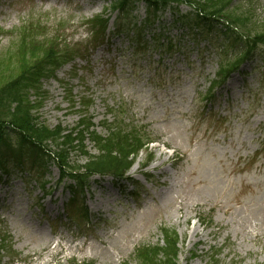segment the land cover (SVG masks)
Instances as JSON below:
<instances>
[{
    "label": "rangeland",
    "instance_id": "rangeland-1",
    "mask_svg": "<svg viewBox=\"0 0 264 264\" xmlns=\"http://www.w3.org/2000/svg\"><path fill=\"white\" fill-rule=\"evenodd\" d=\"M111 2L0 0V58L14 62L32 41L26 37L38 33L39 47L54 41L86 50L39 81L46 97L34 113L42 123L73 128L87 115L105 135V121L117 117L155 141L128 172L130 182L94 176L68 204L72 182H60L58 166L32 146L22 149L18 167L13 137L17 151L0 164V237L8 240L0 264H137L139 248L162 243V227L179 235L177 264H264V45L211 90L219 65L243 45L219 26L195 33L184 24L194 21L193 9L180 4L164 8L149 42L133 48L130 27L145 19V2L127 0L125 16ZM233 7L260 29L264 0H234ZM98 16L110 18L109 39L91 36ZM171 38L182 48L160 47ZM37 95L31 91V100ZM71 159L86 162L78 151Z\"/></svg>",
    "mask_w": 264,
    "mask_h": 264
},
{
    "label": "trees",
    "instance_id": "trees-1",
    "mask_svg": "<svg viewBox=\"0 0 264 264\" xmlns=\"http://www.w3.org/2000/svg\"><path fill=\"white\" fill-rule=\"evenodd\" d=\"M142 1L146 5L145 19L140 24L134 22L130 27L133 35L129 40L133 48L149 42V39L146 38L147 31L151 30L156 22L159 23L160 12L164 8L180 4H186L193 9L194 21L188 19L184 24L189 27V23H192L191 25L198 29L194 30L195 33L201 32L198 28L201 25L208 28L219 26L223 34L230 40L243 45V50L238 57L233 61L219 65L217 77L211 81V90L221 87L245 62L253 58L254 52L260 45H264V21L259 30L251 29L256 26L254 23L249 28L247 14H242L233 7L234 0ZM127 4V0H112V11H117L119 16H125L128 14L125 11ZM109 20V17L98 16L90 21L93 39L99 35H103L104 40L109 39ZM242 28L245 32L240 30ZM33 29L36 30V27ZM39 35L40 33L26 37L31 38L32 41L25 42L28 47L24 46L21 49L20 46L17 52L18 58L14 62H7V58L4 57L0 58V164L7 163L8 154L17 151L12 146V138L17 137V147H19L17 153L20 154L18 167L23 164L21 156L25 152L22 149L26 146L29 148L32 146L34 151L40 153L38 155L44 159L53 160L60 171V182H72L68 187L72 194L68 202L70 204L72 201L73 203L77 201V190L80 195L87 191L90 180L94 176H111L117 182L129 181L127 176L129 170L142 152H147L149 145L155 141L143 137L141 134L144 131L141 133L137 128L122 127L119 125V121L125 125V119L121 120L117 117L112 122L105 121L107 130L105 135L98 131L93 121L94 118L87 115H81L77 125L73 128L61 125L51 128L42 123L34 113L35 108L40 105L39 102L46 97L40 90L39 81L63 62L70 61L75 57H84L83 53L86 50L82 45L66 44L60 48L54 41L39 42L42 43V47H39L34 44L36 43L34 39H37ZM157 35L153 33V38H156ZM162 46H166V50L169 52H172V46L178 49L182 48L177 43V38H171L170 41L164 40L160 47ZM31 91L38 93L35 101L30 98ZM207 97L210 100L211 95ZM84 105L87 107L89 104L84 102ZM88 142L97 149V154L90 152ZM75 151L85 156L84 164L72 161L71 152ZM152 154V152L147 153L148 158L142 168L146 169L153 161ZM146 180H149L147 175ZM81 207L82 216L87 224L90 221V213L83 201ZM210 222H213L212 217H210ZM160 233L162 243L143 246L137 250L139 260L137 264H177L176 259L180 251L178 233L167 227H162ZM0 238L2 241L1 252L7 249L8 240L4 236ZM81 264H94V262Z\"/></svg>",
    "mask_w": 264,
    "mask_h": 264
}]
</instances>
